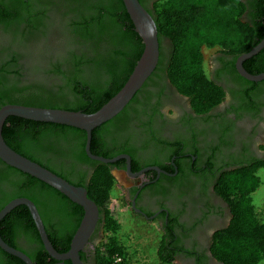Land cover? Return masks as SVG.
<instances>
[{
    "label": "trees",
    "instance_id": "16d2710c",
    "mask_svg": "<svg viewBox=\"0 0 264 264\" xmlns=\"http://www.w3.org/2000/svg\"><path fill=\"white\" fill-rule=\"evenodd\" d=\"M148 2L139 0L157 27L159 61L155 71L164 69L170 84L190 100L192 109L206 113L220 104L224 95L204 72L203 50L220 47L234 58L248 53L264 38V0H154L150 8ZM162 40H167L170 48L165 63ZM142 52L143 43L122 0H0V90L7 81L3 79L5 68L18 76L23 68L20 60H27L29 69L45 76V80L23 86L14 78L7 83L10 90L0 92V108L9 104L92 114L122 88ZM244 67L251 75L264 73V49ZM135 97L118 116L92 132L93 155L115 157L106 151L100 135L111 134L131 110ZM2 137L17 154L86 189L88 199L104 215L108 235L97 249L98 264H125L124 249L116 239L120 225L110 210L111 192L117 184L113 165L87 157L85 132L9 117ZM69 156L93 167L87 182L83 177H68L70 169L60 161ZM261 167L264 162L229 172L217 187L232 216L229 225L212 239L210 253L219 264H258L264 257V223L258 220L251 199L260 184L256 172ZM19 198L30 200L44 222L46 213L58 221L63 213L67 219L66 211L73 212L69 234L61 245L68 242L83 215L80 206L56 190L0 161V211ZM33 224L28 209L18 206L1 221L0 237L16 249L14 236L19 232L28 246L22 252L33 264H53ZM45 229L58 251L60 244L47 225ZM171 248L173 242L163 238L157 253L163 264L174 260ZM120 257L121 263L117 262ZM0 264L25 263L0 249Z\"/></svg>",
    "mask_w": 264,
    "mask_h": 264
},
{
    "label": "flooded vegetation",
    "instance_id": "af4514ba",
    "mask_svg": "<svg viewBox=\"0 0 264 264\" xmlns=\"http://www.w3.org/2000/svg\"><path fill=\"white\" fill-rule=\"evenodd\" d=\"M148 1L150 8L154 0ZM160 48L165 63L170 52L168 41L162 40ZM208 51L210 57L203 69L223 92L220 104L206 113H196L190 100L170 84L165 70L155 71L111 134L100 135L106 151L119 158L111 164L112 174L122 180L123 198L130 211L160 223L162 238L173 242L171 263L176 264H219L210 253L212 239L229 225L232 216L217 187L227 173L264 162V81L250 82L239 74L237 66L244 54L234 58L220 47ZM249 59L241 62L246 72L244 64ZM19 64L23 68L18 76L5 68L3 79L7 81L1 93L10 90L7 83L14 78L20 79L19 86L45 80L44 74L29 69L27 60ZM60 162L69 167L71 180L83 177L87 182L93 170L74 156ZM260 169L264 167L257 172ZM72 213L66 211L67 219L63 213L58 221L48 213L45 222L41 219L44 230L47 225L60 244L59 254L68 253L79 226L61 245L69 234ZM104 225V215L98 210L94 229L78 252V262L53 259V264H98L97 249L108 236ZM14 245L20 252L28 247L19 232Z\"/></svg>",
    "mask_w": 264,
    "mask_h": 264
},
{
    "label": "water",
    "instance_id": "95a60500",
    "mask_svg": "<svg viewBox=\"0 0 264 264\" xmlns=\"http://www.w3.org/2000/svg\"><path fill=\"white\" fill-rule=\"evenodd\" d=\"M122 2L133 24L135 33L140 37L143 43V52L122 88L100 109L92 114H86L80 111L73 112L61 109L36 108L9 104L0 108V161L46 184L65 196L72 203L80 206L83 210L82 219L71 240L70 249L66 254H59L53 248L44 230L38 210L30 200L26 198L12 200L0 211L1 222L13 209L18 206H25L32 217L44 250L52 259L58 262L64 260H71L75 263L78 262V252L86 244L96 224L98 208L93 201L88 199L85 188L69 184L51 171H48L39 164L11 150L3 140L2 129L5 121L9 117L75 128L84 131L86 134L85 153L89 159L103 164H114L117 162L119 158L106 159L95 156L90 152L92 132L101 125L114 119L128 106L154 73L159 61L158 33L153 18L139 3V0H122ZM263 49L264 38L239 60L237 66L238 72L247 81L254 83L264 81V73L251 75L243 69L241 64L242 61L257 55ZM121 158L128 159V157ZM0 249L20 259L25 264H33L27 255L8 246L1 237Z\"/></svg>",
    "mask_w": 264,
    "mask_h": 264
},
{
    "label": "rangeland",
    "instance_id": "374dc122",
    "mask_svg": "<svg viewBox=\"0 0 264 264\" xmlns=\"http://www.w3.org/2000/svg\"><path fill=\"white\" fill-rule=\"evenodd\" d=\"M208 50L210 49L205 48L203 50L205 62L210 57ZM262 86L264 88V82ZM257 176L260 184L255 192L251 194V199L258 220L264 223V169H260ZM117 179H119L117 185L111 192L110 210L116 216L120 225L116 239L124 249L125 264H163L157 255L163 239L160 223L147 221L130 211L128 203L123 198L124 185L122 186V180L116 175ZM118 259H120L119 263L123 260L122 257ZM258 264H264V257Z\"/></svg>",
    "mask_w": 264,
    "mask_h": 264
},
{
    "label": "built area",
    "instance_id": "2783aa9c",
    "mask_svg": "<svg viewBox=\"0 0 264 264\" xmlns=\"http://www.w3.org/2000/svg\"><path fill=\"white\" fill-rule=\"evenodd\" d=\"M117 262H120V259H118Z\"/></svg>",
    "mask_w": 264,
    "mask_h": 264
}]
</instances>
